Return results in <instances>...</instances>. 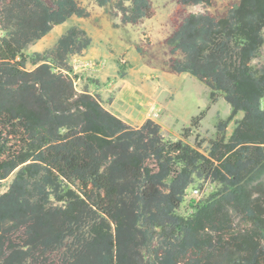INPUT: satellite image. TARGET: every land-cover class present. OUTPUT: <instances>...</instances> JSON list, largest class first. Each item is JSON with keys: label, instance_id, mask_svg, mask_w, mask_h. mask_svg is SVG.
Wrapping results in <instances>:
<instances>
[{"label": "trees", "instance_id": "obj_1", "mask_svg": "<svg viewBox=\"0 0 264 264\" xmlns=\"http://www.w3.org/2000/svg\"><path fill=\"white\" fill-rule=\"evenodd\" d=\"M92 1L120 26L156 13L152 0ZM173 1L159 68L231 107L206 149L186 141L205 110L171 140L152 118L133 126L78 89L69 57L89 47L84 28L25 52L89 17L82 0H0V180L13 174L0 193V264H264V0L216 13L187 9L214 0ZM196 181L214 189L180 213Z\"/></svg>", "mask_w": 264, "mask_h": 264}, {"label": "rangeland", "instance_id": "obj_2", "mask_svg": "<svg viewBox=\"0 0 264 264\" xmlns=\"http://www.w3.org/2000/svg\"><path fill=\"white\" fill-rule=\"evenodd\" d=\"M232 1L235 0H214L212 6L194 5L187 9L216 13L224 10ZM152 2L156 9L152 18L140 25L120 26L119 18L112 17L108 7H100L92 0H82L90 11L89 17L73 16L63 24L54 26L25 52L30 55L51 48L59 35L72 25L84 28L91 38L89 47L81 54L69 57L78 89H87L98 95L107 109L133 126L152 118L160 124L163 136L171 140L181 138L191 118L205 110L199 126L188 133L186 141L190 144L203 141L201 148L206 149L208 141L216 135L217 121L225 119L231 107L221 96L210 101L208 87L188 73L172 74L159 68L160 60L167 57V46L163 44V39L171 31L169 17L174 1ZM136 45L145 49L144 56L136 50ZM148 59L151 64L146 63ZM28 67L31 65L28 64ZM121 72L124 74L121 75ZM241 116L242 112H238L229 122L227 135ZM12 177L13 174L0 180V193L6 190ZM195 186L200 190L198 194L191 191ZM213 189V184L200 185V181H196L187 189L178 211L188 213L193 200L206 197Z\"/></svg>", "mask_w": 264, "mask_h": 264}, {"label": "built area", "instance_id": "obj_3", "mask_svg": "<svg viewBox=\"0 0 264 264\" xmlns=\"http://www.w3.org/2000/svg\"><path fill=\"white\" fill-rule=\"evenodd\" d=\"M191 191H192L193 194H198V193L200 192V190H199L198 187H194V188H192Z\"/></svg>", "mask_w": 264, "mask_h": 264}, {"label": "crops", "instance_id": "obj_4", "mask_svg": "<svg viewBox=\"0 0 264 264\" xmlns=\"http://www.w3.org/2000/svg\"><path fill=\"white\" fill-rule=\"evenodd\" d=\"M92 93V92H91Z\"/></svg>", "mask_w": 264, "mask_h": 264}]
</instances>
